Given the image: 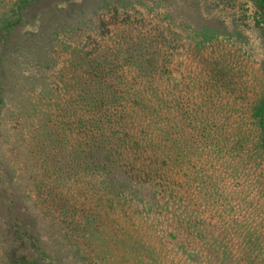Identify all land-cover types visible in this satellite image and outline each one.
Instances as JSON below:
<instances>
[{"label": "trees", "instance_id": "1", "mask_svg": "<svg viewBox=\"0 0 264 264\" xmlns=\"http://www.w3.org/2000/svg\"><path fill=\"white\" fill-rule=\"evenodd\" d=\"M38 1L20 0L16 8L19 10L24 2ZM249 1L254 6V27L264 41V0ZM74 6L67 8L70 17L62 24L61 21H50L54 23L49 34L46 33L49 47L44 46L39 52L32 50L34 55L38 54L31 62L36 67L30 76L33 86L44 85L53 77L43 75L42 67L50 68V71L57 63L55 59L59 60V53H64L62 48L67 47L68 52L75 53V58L70 59L75 74L63 72L65 79L70 77L71 80L65 82L59 92L64 93V102H59V108L47 118L48 126H45L49 131L47 139L56 148L58 145L65 147L62 155L65 164L64 167L47 166L46 156L42 154L38 158V170H42L47 178L49 173L53 174L55 180L64 176V184L69 168L70 177L79 184L77 189H81L86 177L92 186L89 185V194L84 197L81 190L78 192L83 201L77 202L68 196L67 187L59 189L58 193L50 192V183L29 172L39 189H49L41 204L71 213L68 218L70 221L76 219L77 223V229L72 232L78 239L87 237L86 241L96 243H91L95 247L92 252L100 264L105 255L112 262L116 257L111 251L104 254L97 248L101 243L95 229L99 223V227L104 225L102 213L116 218L115 224L112 222L115 225L112 240L116 245L124 247L117 238L122 236L130 250L133 245L142 249L140 256L146 261L193 264L199 259L204 260L207 250L211 260H218L220 255L221 259L232 258V240L225 242L224 247L221 241L229 239L226 236L233 232L237 235L244 231L243 223L232 230L239 216L249 224L254 221V212H264V205L251 200L247 202L245 196L251 187L245 186L241 191L245 196L239 194V209L234 210L232 200L227 201L224 194L228 187L223 184L222 170L215 173L222 167L218 161H209L211 171L203 172L206 167L197 170V177L192 169L196 167L195 160L201 162L203 153L200 150L208 145L218 148L221 144L222 148L215 156H222L225 151V154L240 157L246 174L253 154L264 158V99L248 107L241 105V110L233 108L237 110V118L229 121L233 131L226 133L224 128L222 132L216 131L221 128L216 122H221L217 117H197L205 113L202 107L205 103L191 102L181 89L174 92L172 67L180 61L174 54V46L181 40L176 38L172 21L167 19V25L150 24L149 10H133L128 5L121 7L118 0H86L85 4ZM132 11L135 13L133 21L128 14ZM103 16L108 17L105 23ZM149 25L154 26L147 28ZM102 26L111 39L104 42L95 39L89 45L85 39L88 40L92 33L98 34ZM72 34L80 36L79 41H74L73 47L63 44ZM57 47H61V51H57ZM1 77L0 74V110L5 91ZM213 104L206 114L213 112ZM232 105L231 101L230 107ZM247 127L254 128L252 139L246 133ZM194 178H198L195 179V190ZM254 191L264 194V189ZM93 201L94 205L91 204ZM205 202L211 204L209 209ZM247 208H251V219L246 215ZM95 209L100 212L95 213ZM220 210L230 216L224 220L225 225ZM208 214H212L209 219ZM75 215L78 217L73 218ZM5 225L9 227L7 233L12 235V241L18 243L17 247L44 253L45 244L30 218L13 213ZM250 231L246 232L248 238L254 230ZM256 243V239H248L250 247L246 249L248 253L241 249L242 257H250ZM17 247L12 248L11 253L16 264H38V259L31 258L30 254L26 257Z\"/></svg>", "mask_w": 264, "mask_h": 264}, {"label": "rangeland", "instance_id": "2", "mask_svg": "<svg viewBox=\"0 0 264 264\" xmlns=\"http://www.w3.org/2000/svg\"><path fill=\"white\" fill-rule=\"evenodd\" d=\"M19 1L0 0V74L1 84L5 88L4 105L0 110V264H16L11 253L12 248H16L18 243L12 241V235L7 233L9 227L5 225L13 213H22V216L30 218L45 244L44 253H33L29 247L23 251L24 247L18 246L17 250L26 257H30L28 256L30 254L31 258L38 259V264H100V261L93 257L92 252L96 243L86 241L87 237L78 239L77 234L72 232L77 229V223L76 219L70 221L71 218H68L70 212L42 205L41 201L49 189H39L35 185L34 178L29 176V172L42 176L43 180L50 183V192L53 193H58L59 189L63 190L67 187L68 196L77 202L83 201L84 194H89V185L92 186L89 177H86L81 183V189H77L79 184L70 177L69 168L66 170L64 184H62L64 176L55 180L57 178L53 174L49 173L47 178L42 174V170H38V158L42 154L46 156L47 166L64 167L65 164L62 157L65 147L58 145L56 148L55 144L47 139L49 131L45 126L47 118L59 108V102H64V93L59 94V92L65 86L64 83H70L71 80L70 77L65 79L63 72L70 71L75 74L74 66L70 61L71 58H75V53L68 52V48L64 47L62 48L64 53H59V60L55 59L57 63L50 71H48L50 68L46 70L42 67L43 75L47 74L48 78L53 76L46 84L41 85L38 81L40 86H33L30 79L36 68L31 62L35 57L38 58V54L34 55L32 50L39 52L42 47H49L46 33L48 31L49 34L52 24L56 21H61L62 24L64 19L70 17L67 8L73 5L79 6L82 2L85 4L86 0H39L28 4L24 2L17 10L16 4ZM118 1L121 7L128 5L133 10L134 8L141 11L149 10L150 24L167 25V19L172 21L176 27V38L181 40L174 46V54L180 60L172 67L174 71L172 85L176 84L174 92L177 93L181 89L188 94L191 102L205 103L202 106L205 113L197 117L207 115L217 117L221 122H216L221 128L216 131L222 132L224 128V132H232L233 125H229V121L237 118V110L242 109L241 105L248 107L264 99V41L260 32L254 27V6L249 0ZM67 10L68 14H65ZM128 14L133 21L134 11ZM103 18L105 23L108 17L103 16ZM153 26L149 25L147 28ZM142 31L145 29L143 28ZM79 37L72 34L63 44H70L73 47L74 41L77 43ZM108 38L111 39L110 33L102 26L98 34L92 33L85 41L90 45L92 40L100 39L104 42ZM61 47H57V51H61ZM69 50L73 49L69 48ZM40 87L42 91L39 92ZM231 101L234 105L230 107ZM211 103H214L211 108L213 112L206 114ZM233 108L237 110L234 111ZM250 129L247 127L246 133L251 137L254 128ZM48 138L53 137L48 136ZM221 148V144L218 148L208 145L200 150L203 153L201 162L195 160L196 167L191 168L194 170V175L197 177V170L202 167H206L203 172L211 171V162L218 161V165L222 167L215 173L219 174V170H222L223 184L228 187L224 194L227 201L232 200L234 210L239 209L237 203L241 198L238 197L239 194L244 195L241 191L245 186L251 187L248 196L244 195L247 202L251 200L256 204L264 205V194L260 195L254 191V189H264V158L253 154L246 174L241 167L240 157L225 154V151L222 152V156H215ZM226 149L228 148H223ZM195 179L198 178H194L193 190L197 189ZM80 190L83 197L79 198ZM11 198L12 201L9 200ZM91 204L94 205V201ZM205 205L208 209L211 207L209 202H205ZM221 206L220 204L219 207ZM244 210L245 208L242 211ZM248 211L246 215L251 219V208ZM97 212H100V209H95V213ZM220 213L224 215L223 221L230 217L222 210ZM211 215L208 214L207 219L211 218ZM101 216L104 218V225L99 227V223L95 229L100 235L101 243L97 248L102 249L104 254L111 251L116 255L114 262L105 255L103 264L157 262L146 261L140 256L142 249L135 245L131 251L130 247L124 244L122 236L118 235L117 238L121 243L123 242L124 247L116 245V241L112 240L115 238L112 235V228L115 227L116 218L113 219V215L105 213ZM77 217L78 215L73 216V218ZM253 217L254 221L246 224L239 216L233 223L232 230H236L243 223L244 231L237 235L233 232L231 236H226L229 239L221 241L224 247L225 242L232 240L233 244L230 245L234 254L232 258L226 256L225 259H221L222 255H220L218 260H211L207 250L205 259H199L193 264H224L225 260L226 264L235 262L264 264V212H254ZM229 229L231 231V227ZM250 229L254 231L248 238L246 232H251ZM248 239H256L257 243L254 244L255 246L252 244L254 247L252 255L244 258L240 252L241 249L246 251L250 247L249 244L247 245ZM86 244L90 246L87 247ZM127 249L129 252L126 251Z\"/></svg>", "mask_w": 264, "mask_h": 264}]
</instances>
